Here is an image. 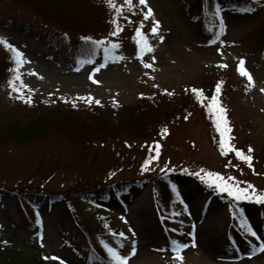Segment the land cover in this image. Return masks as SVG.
Listing matches in <instances>:
<instances>
[{
	"label": "rangeland",
	"instance_id": "1",
	"mask_svg": "<svg viewBox=\"0 0 264 264\" xmlns=\"http://www.w3.org/2000/svg\"><path fill=\"white\" fill-rule=\"evenodd\" d=\"M114 1L134 24L126 38L132 41L136 29L143 42L136 46L127 42L115 61H86L79 68L72 66L64 49L48 47L15 26L0 23V37L23 53V63L15 64L0 81V119L18 114L27 117L22 107L16 106L26 95L39 100L62 96L78 104L98 100L133 107L140 94L166 90L183 94L191 85L211 88L217 82L230 133L238 145L254 151L250 162L256 167H246L249 162L235 167L236 161L231 162L215 148L210 121L202 111L197 109L183 121L174 113L178 110L175 105L162 117L168 127L162 134L151 128L100 140L99 144H82L53 133L38 142L0 144V238L28 253L40 252L54 264H113L87 254L80 257L61 246L58 225L67 207L65 200L41 205V227L35 231L27 227L20 208V199L26 201L25 197L10 191L27 184L41 185L44 191L68 187L69 200L85 228L109 223L125 234L106 245L127 257V264H264V251L260 250L264 204L236 200L241 219L234 227L229 219V195L206 188L200 178L208 172L219 173L235 178L230 183L251 186L250 193L264 194V7L255 13L222 14L223 27L220 23L213 33L202 22L189 18L177 0H146V4L131 0V5L125 0ZM18 4L0 0V17L33 23L41 20L25 3ZM149 8L151 15H147ZM5 54L14 59L11 50L0 43V57ZM241 60L251 82L239 71ZM97 68L99 71H94ZM146 159L151 162L142 167ZM152 170L176 172L172 177L180 202L174 204V218L166 227L157 215L150 181L126 195L123 205L112 198H84L75 192L145 177ZM245 225L257 235L252 236ZM65 226L71 235L80 232L68 219ZM81 235L75 241L83 246ZM90 235L97 240L98 234ZM173 241L189 245L181 253L182 261L172 251Z\"/></svg>",
	"mask_w": 264,
	"mask_h": 264
},
{
	"label": "trees",
	"instance_id": "2",
	"mask_svg": "<svg viewBox=\"0 0 264 264\" xmlns=\"http://www.w3.org/2000/svg\"><path fill=\"white\" fill-rule=\"evenodd\" d=\"M14 1L19 3V6L25 3L34 15H41V22L35 25L13 20L11 17H4L0 19V23L11 24L20 32L34 37L49 46L64 48L75 62L81 61L86 57L91 59L108 58L113 53L111 44H117L125 39L124 34L127 32L125 24L120 19L115 18L112 15V11L108 12L95 0ZM218 2L230 8H242L247 4L246 0H179V3L189 14L197 18L210 19L211 21L215 18L214 8ZM113 20H118L116 24L120 26V30L116 35H112L116 30V24L112 23ZM92 22L96 23L87 27ZM85 37H90L91 40L86 41ZM97 40H101L104 43L96 45L94 41ZM105 47L110 48L107 57L104 52ZM9 66L10 63L5 58L0 57V73L5 74ZM186 99L187 97L182 96V98L177 100L166 94L141 96L133 107L126 105L98 106L92 104L79 106L72 104L70 101H62L60 99L47 100L46 104L39 101H34L33 105L26 103L23 106L20 104L17 106L22 107L27 117L18 114L10 116L9 119L1 118L0 144L38 142L53 133L62 138L75 140L76 143L93 144L98 142L99 144L100 140L106 142L108 139H114V137L122 134H140L151 128H156L157 132H162L167 125L162 117L175 106L178 108L174 112L177 114L176 116L184 118L185 112L188 114L198 108H205L213 102L210 89H204L201 96H196L195 101L190 98L187 103ZM212 136L216 146L221 149V136H216V134ZM150 179L153 181L158 200L162 204H166L168 200L174 198L170 182L165 175L155 174L150 176ZM140 181L107 182L103 185L89 186L84 191L77 190L75 192L82 195L89 193L99 197L110 195L115 197V195H120L122 192L130 190L135 182L139 183ZM1 187L0 185V191ZM33 187L34 185L27 184L23 188L17 187L13 191L29 197H41L45 201H52L55 197L60 196L66 199L70 198V189L68 187L59 191L49 190L47 193H43V187L37 185L36 189L40 192H25L26 189ZM167 210L170 211L169 206ZM64 212L63 219L67 218L69 221L71 220V223L72 220L76 222V215L71 208ZM30 221L34 224L36 222L35 217L32 216ZM60 226L65 243L75 248V250L79 248L76 246L74 239L79 234L87 231L82 228L83 232H77L70 237L66 233L64 222H61ZM86 235H81L84 246H87L95 253L98 252L99 249L92 242L89 234L86 233ZM102 255L108 258L105 252ZM0 264L49 263L39 254H26L18 247L5 245L0 250Z\"/></svg>",
	"mask_w": 264,
	"mask_h": 264
},
{
	"label": "snow or ice",
	"instance_id": "3",
	"mask_svg": "<svg viewBox=\"0 0 264 264\" xmlns=\"http://www.w3.org/2000/svg\"><path fill=\"white\" fill-rule=\"evenodd\" d=\"M108 3H109L110 6L115 7V5L112 3V0H108ZM125 3L131 5V0H125ZM139 3L140 4H146V0H139ZM147 15H151V9L150 8L148 9ZM145 18H147V16ZM112 23L116 24V20H113ZM158 23L159 22L157 21L156 24H158ZM221 27H223L222 23H221ZM119 30H120V26H119V24H116V30L112 33V35H116ZM155 31H156V28L154 27L153 28V32H155ZM84 39L86 41L87 40H91L90 37H85ZM0 43H3L6 48L11 50V52L13 53L14 61H15L16 64H22L23 63V53L20 52L14 45H12L9 42H7L3 37H0ZM94 43L96 45H100V44H102L104 42L101 41V40H97V41H94ZM117 47H118V44H116V43H112L111 44V49H115ZM148 50H151L150 46H148ZM104 52H105V56L107 57V55L110 52V48L105 47L104 48ZM243 65H244V61L241 60L240 61V66H239V71H240L241 75L246 76L248 78V80L251 82L252 81V76L247 71V69L243 67ZM148 66H150V65H148ZM224 66H226V65H224ZM94 71H99V69L97 68ZM16 79H19V76H17ZM12 87L17 92L20 91V89H16L15 88V83L14 82H12ZM216 91L217 92L220 91L219 86H217ZM261 91L264 92V89H261ZM88 99L90 100L91 98H88ZM212 100H213V102H215L216 97L213 96ZM28 102H30V100ZM96 103L99 104L100 102L97 100ZM218 111L223 112L224 110L221 108V109H218ZM217 127H219V124L217 125ZM221 135H223V130L221 132ZM223 148H224V141L221 140V149H222V151H223ZM229 150L235 151L236 155L239 158L243 159L244 161L250 162L251 159H252L251 156L244 155L243 152H241L239 150H236V149H233V148H231V146H229ZM249 151H251L250 148H249ZM223 154L227 155L228 153L224 152ZM150 162H151V159L147 160L145 162V165H142V167H145ZM195 175L200 176V173H195ZM200 178L203 181H205L208 184V186L215 188L216 190H218L221 193H227V195L233 197L237 201H240V200H255V202H257V203L264 204V194L257 195V194H255L254 191L250 193L251 186L240 187L238 183H230L229 181H233L235 179L233 177L226 178V177L222 176L219 173L208 172L206 174V177L205 176H200ZM37 223L39 224V223H41V221L37 220ZM245 227L247 228V230L249 232H251L252 236H256L257 235V233L252 230L251 226L245 225ZM119 235L123 236L124 233H119ZM172 244H173L172 251L175 253V257L177 259H179L180 261H182L183 260V256L181 255V253H182L183 249L187 248L189 245L181 244L179 241H173ZM260 250L264 251V244L260 245ZM107 251H108V253H109V255H110V257H111V259L113 261V264H127V257L121 256L117 249H114L111 246H107ZM131 254H133V255L135 254L134 242H133V248H132V253ZM52 259H59V258L58 257H52Z\"/></svg>",
	"mask_w": 264,
	"mask_h": 264
}]
</instances>
